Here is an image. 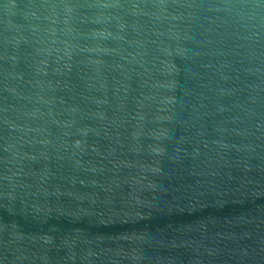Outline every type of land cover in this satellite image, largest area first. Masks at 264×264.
<instances>
[{
	"label": "water",
	"instance_id": "1",
	"mask_svg": "<svg viewBox=\"0 0 264 264\" xmlns=\"http://www.w3.org/2000/svg\"><path fill=\"white\" fill-rule=\"evenodd\" d=\"M0 264H264V0H0Z\"/></svg>",
	"mask_w": 264,
	"mask_h": 264
}]
</instances>
